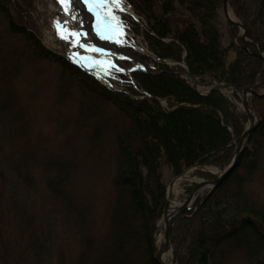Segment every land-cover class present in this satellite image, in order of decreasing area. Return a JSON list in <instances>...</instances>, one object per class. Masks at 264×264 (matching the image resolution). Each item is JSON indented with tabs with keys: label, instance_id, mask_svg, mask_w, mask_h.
I'll return each mask as SVG.
<instances>
[{
	"label": "rangeland",
	"instance_id": "374dc122",
	"mask_svg": "<svg viewBox=\"0 0 264 264\" xmlns=\"http://www.w3.org/2000/svg\"><path fill=\"white\" fill-rule=\"evenodd\" d=\"M17 1V13L22 11L23 20L17 18L16 11H5L4 1L0 0V264H36L37 258L28 245L24 224L36 227L37 235L45 238L49 255L48 261L47 256L41 255L42 261L46 260L44 264H87L88 254L85 246L80 243L81 232L75 226L79 218L86 221L89 236L93 239V257H105L110 248L111 210L113 206L124 209L128 200L126 189H119L115 185L119 172L115 155L116 130L126 129L128 121L106 97L87 89L86 77L79 74L75 77L72 75L74 72H69L77 68L80 73H85L82 69L99 73L106 81L96 80L98 83L93 88L100 90L101 83L106 82V85L110 83L115 88L102 84L106 89L121 91L126 89L122 86L123 77L127 79L122 72L128 70L123 68V64H117L115 59H110L108 54H104L101 47H105L108 41L101 39L96 33V24H92L91 28L97 35V44L91 45L86 41L83 36L88 33V25L84 22L83 10L73 1L69 15L71 18L65 15L57 0ZM152 1L157 4L155 13L164 18L158 9L160 1ZM121 3L127 6L128 2L121 0ZM83 5L88 11L86 5ZM176 11L174 16L169 14L166 18L173 29H182L183 26L179 24L181 20L189 18L188 11L178 7ZM227 11L232 13L237 22L232 9L229 7ZM114 15L116 18L120 17L122 25H125L123 21H128L131 28L135 24L132 18L125 17L126 13L120 10L115 9ZM109 19L110 23L120 27L111 17ZM57 21L78 35L62 39L57 33ZM228 24L230 22L226 21L221 6L218 12L220 43L227 50V61L230 63L234 61L235 54L228 50ZM243 30L244 27L239 31V36L244 42H248L245 34H242ZM236 38L233 43L240 47ZM128 39L130 44L147 49L140 38H135L134 41V38L131 40L127 37L125 43L119 37V42L116 41L117 50L125 52L126 48L123 50L122 47L129 44ZM93 48L99 51H92ZM135 49V56L131 52H125L132 56L130 66L139 64V57L144 56ZM39 51L49 52L51 58L49 56V59H44L37 55ZM122 54L121 58L124 59ZM66 64L70 70L65 69ZM109 64L115 65L113 68L122 69L121 74L118 70L111 71L113 69L107 67ZM146 64L150 71L157 69L153 62ZM114 82H120L121 85L117 84V87ZM197 86L201 92L211 87L207 77L203 84ZM121 92L129 96L127 91ZM256 92L264 93V86L256 89ZM223 94L242 112L240 99H233L229 90H223ZM159 102L165 105L161 99ZM249 107L259 121V116L250 103ZM247 125L246 119L244 129ZM241 137L238 142L232 141V154L222 167L194 166L175 176L171 169L163 166L161 173L166 186L165 205L169 197L167 189L179 178L176 199L181 204L190 197L197 183L216 180L198 173L219 176L231 164ZM241 147H246L247 150L252 148L248 138L242 142ZM258 150L256 157L251 155L249 158H238L235 171L237 178L243 182L244 195L263 200L264 147ZM210 189L209 186L198 188L191 196L189 209L201 202ZM184 215L190 217L185 212ZM242 215L244 213L240 212L236 217ZM205 217L210 226L209 215ZM183 218L185 217L175 221L173 237L175 239L178 234L181 238L182 234L188 241L190 234L194 237L196 227L184 226L181 221ZM231 219L224 216L220 223H230ZM162 221L161 216L155 226L154 240ZM154 248L156 252V246ZM83 252L85 253L82 254ZM263 255L264 245L246 237L240 246L226 256L224 264H254V259L264 258ZM81 258H85L86 262ZM167 264H176L173 252Z\"/></svg>",
	"mask_w": 264,
	"mask_h": 264
},
{
	"label": "trees",
	"instance_id": "16d2710c",
	"mask_svg": "<svg viewBox=\"0 0 264 264\" xmlns=\"http://www.w3.org/2000/svg\"><path fill=\"white\" fill-rule=\"evenodd\" d=\"M2 1L5 11H16L17 18L24 19L22 11L17 13V0ZM159 1L158 9L164 18L155 13L157 4L152 0H127L134 12L143 18L145 26L141 33L149 51L159 61H180L184 50L185 63L190 72L202 78L199 84H203L204 77H208L209 84L227 83L239 89L264 86L263 61L259 57V51L264 53V0H228L248 40L244 42L237 26L228 24V50L235 54L234 61L230 63L227 61V50L221 47L218 30V12L223 0ZM177 7L188 11L189 18L180 21L182 29H173L166 18L169 14L174 16ZM132 30L140 33L136 23ZM235 38L240 47L233 43ZM164 39L170 41L164 42ZM37 55L49 59L51 54L39 51ZM69 68L66 64L65 69ZM74 69L69 73L74 72L72 75L75 77L78 74L86 77L83 72ZM123 78L122 86L126 88L123 91H127L129 96L103 86L97 90L93 88L97 83H91L87 77L85 79L87 89L106 97L128 121L126 129L116 130L115 154L119 163L115 185L126 189L128 200L124 209L113 206L111 210L109 243L112 244H108L110 248L105 257H93V239L89 236L86 221L79 218L75 226L81 232L80 243L88 254L87 264H157L153 236L165 205L166 186L162 181V167L167 166L177 176L194 166H224L233 151L232 141H239L246 122V117L238 113L220 91L200 96L184 81L166 72L152 76L146 72L131 71L129 79ZM117 84L121 85L120 82ZM138 90L148 97L136 99L140 95ZM233 97L236 99L235 95ZM160 99H167L178 106L166 112L160 107ZM250 104L259 116V123L248 136L252 148L247 150L246 146L240 159L251 155L256 157L258 149L264 147V97H251ZM238 163L223 183L199 201L200 204H195V209L185 212L190 217L181 221L184 226L196 227V233L194 237L190 234L188 241L182 234L181 238L175 235L180 264H224L226 256L246 237L264 245V199L244 195L243 182L237 178L235 171ZM198 174L215 179L207 173ZM240 212L244 215L237 218L236 214ZM208 215L210 226L205 217ZM224 216L232 218L230 223H220ZM31 227L23 225L28 245L37 258L36 264H44L49 247L45 238L37 235L36 227ZM42 254L47 256L45 261H42ZM81 260L86 262L85 258ZM253 262L264 264V258L254 259Z\"/></svg>",
	"mask_w": 264,
	"mask_h": 264
},
{
	"label": "bare ground",
	"instance_id": "6f19581e",
	"mask_svg": "<svg viewBox=\"0 0 264 264\" xmlns=\"http://www.w3.org/2000/svg\"><path fill=\"white\" fill-rule=\"evenodd\" d=\"M72 1L80 9L83 10L84 22L88 25V28H87L88 29V33H86L83 37L91 45L97 44V40H96L97 35L93 31V29L91 28L92 24H96V19H95L94 15L92 13H90V12L85 10V6L83 5L81 0H72ZM228 6H229V4H228V1H227V8H228ZM120 8H122L124 10V7H123L122 3H120ZM62 10H63V8H62ZM222 10H223V2H222ZM117 11H119V10L117 9ZM127 12H129V11H127ZM223 13H224V11H223ZM227 14H228L229 20L234 22L233 25L237 26V28L240 30L243 27L242 24L240 22H238V21L236 22L235 18L233 17V15H232V13L230 11L229 12L227 11ZM67 16L69 18H71L69 15H67ZM128 17L131 18V16H128ZM224 17H225V15H224ZM73 20H75V19H73ZM113 27L116 29V31L114 32L113 37L110 40H114L115 37H117L118 35H121V33H122L115 26H113ZM143 28L144 27L140 28V35L138 36V38H140L145 43L147 49H144L142 46H139V45H137V46L135 45V47H130L129 49H127V52H129V53L131 52L135 56V53L137 52L135 48H137L138 51L140 53H142V55H144V56L143 57H141V56L139 57V59L141 58L140 61L138 62L139 64H137L135 66H130L131 65L130 63L132 61V56H130V55H128V53H126L125 60L123 61V65H124L123 68H126L128 71L127 72L124 71V75H126L127 78L129 79V75H130L131 71H141V72H146V73H148L149 75H152V76H158L161 73L166 72L168 74H171V75H174L175 77H177L178 73L183 72V76L185 77L186 81L191 84L193 78L189 76V73H191V72H190V70H189V68L186 65L185 60H184V55L186 54L185 51L184 50L182 51L181 57H180V61H169V60L159 61L151 52L148 51V45H147V43H146V41H145V39H144V37H143V35L141 33ZM87 29H86V32H87ZM163 41L164 42H169L170 40L169 39H164ZM107 45H108V42L105 43V47ZM259 57L263 61V67H264V53L262 51H259ZM146 62H153L156 65L157 69L156 70L154 69L153 71H150L148 69V66H147ZM126 65H129V67H127ZM165 67L167 68V70H164ZM82 70L85 72L84 74L89 79V81H91V83L92 82L93 83L100 82V80H99L98 76L96 75V73H91V72L86 71L84 69H82ZM191 75L193 77H195V75H193L192 73H191ZM101 86H103L102 83H101ZM105 86H103V87H105ZM193 91L196 92L194 89H193ZM138 92L140 93V95L135 97L136 99L143 100L145 97H148V95H146V93L142 92L141 90H138ZM239 95L241 97V94H239ZM200 96H203V95H200ZM203 97H205V96H203ZM161 101L162 102L164 101L165 105H161L160 102H159L160 107L166 112L172 111L176 106H178V105H175L172 102L168 101L167 99H163V100L161 99ZM171 103L173 105H170ZM240 103H241V106H242V101ZM180 106H184V104H181ZM234 107L236 108V111L238 113H241V114H243L246 117L247 123H249V120H248V118L246 116V113H245V110L243 109V107H241L242 108L241 109L242 112L238 111L237 107L235 105H234ZM248 112L256 121V117H255L254 111L251 108H248ZM247 138H248V136H247ZM243 150L244 149H242V151ZM179 181H180V178L177 179L173 183V185L170 187V189H169V197H168V200H167V203H166L167 205H164V207H163V208H165L164 209L165 213L161 214L162 219H163V221L161 223V226H160L161 228L159 230V233L156 236V240H154L155 241L154 242V246H156L157 250H160L161 247L167 243V248L160 255V260L164 264H167L168 259H170L172 257V252H173V256L175 258V262L177 263V261H178L179 264H180L179 251H178V248H177V244H176L175 239H174L175 247L171 243L172 242L171 241V236L168 233V225H167L169 220H170V218L173 217L177 213L178 209L181 207V203L178 202L177 199H176V195H177V192H178V182ZM182 217H186L184 215V213H183ZM172 231H173V234H174V228H172ZM153 238H154V236H153Z\"/></svg>",
	"mask_w": 264,
	"mask_h": 264
},
{
	"label": "water",
	"instance_id": "95a60500",
	"mask_svg": "<svg viewBox=\"0 0 264 264\" xmlns=\"http://www.w3.org/2000/svg\"><path fill=\"white\" fill-rule=\"evenodd\" d=\"M223 11H224V15L226 20H228L230 23H234L232 21H230L228 19V14H227V0H223ZM243 29V27H242ZM245 33V31L243 30V34ZM189 76L192 77L194 79V77L191 75V73H189ZM193 89L196 91V87L194 86ZM218 89H231L234 92L241 94V100H242V107L245 110L246 116L249 120V125L247 127V129L243 132L242 137H241V141L240 144L237 146L236 148V152H235V156L232 159L231 164L224 170L223 174H221L215 181L213 182H209V181H201L200 183H198L195 188L192 190L190 197L181 205V207L178 209L177 213L170 218L169 222H168V233L171 236V243L174 245V237H173V225L175 223V221L177 219H179L180 217H182L183 212L187 210L188 208V204L191 201V196L194 195L195 191L200 188V187H204V186H211L212 189H214L215 187H217L219 184H221L222 181L225 180V178L232 172V170L236 167L237 162H238V158L240 156L241 153V149H242V142L247 138V136L249 135V133L255 129V127L258 124V121H255V119L249 114L248 112V103H247V95H252V96H259V94H257L253 89H246V90H239L231 85H227V84H218L216 86H214L209 92H211L212 90H218ZM264 95V94H263ZM261 95V96H263ZM167 248V243L165 245H163L161 247L160 250H157L154 256L155 262L157 264H164L161 262L160 260V255L161 253ZM176 250V249H175ZM176 264H179V262L177 261Z\"/></svg>",
	"mask_w": 264,
	"mask_h": 264
},
{
	"label": "snow or ice",
	"instance_id": "6c2138e0",
	"mask_svg": "<svg viewBox=\"0 0 264 264\" xmlns=\"http://www.w3.org/2000/svg\"><path fill=\"white\" fill-rule=\"evenodd\" d=\"M57 2L61 5L66 15L71 14L72 0H57ZM83 3L86 5L88 11L92 13L96 19L95 30L100 38L105 40L112 39L116 29L110 23L109 18L111 17L112 20L116 19L114 15L115 9H119L121 11L123 10L120 8L121 0H83ZM56 25L57 33L61 35L62 39H68L69 37L75 38L78 35V33L64 28L59 21L56 22ZM77 43L79 42L77 41ZM92 51L99 50L93 48ZM107 67L113 68L115 65L109 64ZM117 70L119 71L121 69Z\"/></svg>",
	"mask_w": 264,
	"mask_h": 264
}]
</instances>
